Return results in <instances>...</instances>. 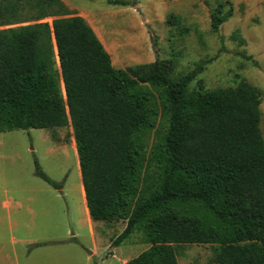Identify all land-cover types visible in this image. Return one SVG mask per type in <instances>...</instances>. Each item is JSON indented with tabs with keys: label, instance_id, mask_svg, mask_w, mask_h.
<instances>
[{
	"label": "trees",
	"instance_id": "trees-1",
	"mask_svg": "<svg viewBox=\"0 0 264 264\" xmlns=\"http://www.w3.org/2000/svg\"><path fill=\"white\" fill-rule=\"evenodd\" d=\"M231 12L218 2L211 31ZM166 24L186 32L177 15ZM0 25H11L0 28V132L70 124L91 219L125 222L112 246L135 230L148 244L125 264H179L177 247L191 243L212 245L215 264H264L256 87L242 80L206 89L198 81L191 91L197 68L173 78L157 56L116 68L92 26L63 0H0ZM34 167L61 188L36 159Z\"/></svg>",
	"mask_w": 264,
	"mask_h": 264
},
{
	"label": "rangeland",
	"instance_id": "rangeland-1",
	"mask_svg": "<svg viewBox=\"0 0 264 264\" xmlns=\"http://www.w3.org/2000/svg\"><path fill=\"white\" fill-rule=\"evenodd\" d=\"M131 1L133 5L120 6L113 4V0H63L71 15L82 16L93 27L118 68L149 63L157 56L169 61L173 78L197 68L189 84L191 91L197 89L198 81L206 89L235 86L242 80L256 87L260 92V130L264 138V0ZM218 2L224 3L225 10L231 6L232 12L218 32H212L210 13ZM169 14L180 17L181 25L186 28L184 34L166 24ZM52 19L43 20L51 22ZM8 26L11 25H0V28ZM151 36L155 37V52ZM154 133L155 130L149 136L148 150ZM72 135L70 124L53 129L0 132V214L16 211L28 223H39L41 215L48 210L49 223H61L60 234L66 220L71 224L70 231L74 229L80 216H74V202L68 195L72 190L75 192L74 184L78 183L76 160L68 146ZM34 159L51 179L61 182L62 191L35 175ZM124 226L122 220L99 221L94 229L98 234L104 232L115 238ZM29 235L23 227L16 231L5 225L0 228V247L11 255L13 247L16 248L21 263L24 254L17 240ZM83 238L87 239V234ZM142 239L138 230L129 234L116 251L115 264H122V249L127 248L130 257L147 248ZM46 242L45 245L53 243ZM177 252L179 264H215L211 261L210 244H182Z\"/></svg>",
	"mask_w": 264,
	"mask_h": 264
},
{
	"label": "crops",
	"instance_id": "crops-1",
	"mask_svg": "<svg viewBox=\"0 0 264 264\" xmlns=\"http://www.w3.org/2000/svg\"><path fill=\"white\" fill-rule=\"evenodd\" d=\"M106 50L110 54L107 48ZM68 146L70 147L69 151L72 152L76 160L75 164L78 173V183L74 184L75 192L72 190L68 193L74 202L72 204L74 216H80L74 223V229L71 228L70 231L71 224L66 220L62 227L63 234H60L61 223L53 225L49 223L48 210L41 215L39 223H28L23 220L22 213L6 211L0 214V228L7 225L18 231L20 227H23L30 235L17 240L22 245L23 262H19L17 249L14 247L12 249L13 257L0 247V262L7 264H115L116 251L121 249V246H112L111 243L114 238L107 236L104 232L96 233L94 227L99 221L91 219L86 206L73 135ZM59 190L62 191L63 186ZM62 196L65 195L62 193ZM64 199L68 206L67 198L65 197ZM56 225H60V227H54ZM103 227L106 226L103 225ZM83 230L86 231L82 232ZM85 234H87V239L83 238ZM46 241L53 243L45 246H33L35 243ZM129 253L127 248L122 249L121 254L124 255L122 264H125L128 259L133 257H129ZM94 258H97L96 262Z\"/></svg>",
	"mask_w": 264,
	"mask_h": 264
}]
</instances>
